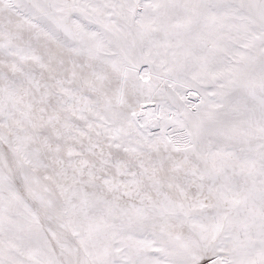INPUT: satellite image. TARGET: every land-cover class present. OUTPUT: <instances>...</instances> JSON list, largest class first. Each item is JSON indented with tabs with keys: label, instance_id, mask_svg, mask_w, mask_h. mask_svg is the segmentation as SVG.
I'll return each mask as SVG.
<instances>
[{
	"label": "snow or ice",
	"instance_id": "snow-or-ice-1",
	"mask_svg": "<svg viewBox=\"0 0 264 264\" xmlns=\"http://www.w3.org/2000/svg\"><path fill=\"white\" fill-rule=\"evenodd\" d=\"M0 264H264V0H0Z\"/></svg>",
	"mask_w": 264,
	"mask_h": 264
}]
</instances>
